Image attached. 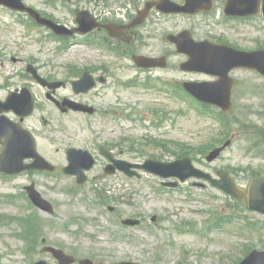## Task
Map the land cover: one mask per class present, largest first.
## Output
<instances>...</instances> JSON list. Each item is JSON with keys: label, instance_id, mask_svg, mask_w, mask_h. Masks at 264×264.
I'll use <instances>...</instances> for the list:
<instances>
[{"label": "rangeland", "instance_id": "1", "mask_svg": "<svg viewBox=\"0 0 264 264\" xmlns=\"http://www.w3.org/2000/svg\"><path fill=\"white\" fill-rule=\"evenodd\" d=\"M23 1L45 17L72 28L74 10H87L99 18L109 19L113 16L112 13L127 6L132 0H50V4L49 0ZM65 1L69 4H65ZM143 1L145 0H139V3L143 4ZM152 14V41L144 52L146 55L152 53L153 56L164 52L162 55L171 56L165 36L188 26L189 21L159 16L155 12ZM196 20L203 36L208 30L201 25L198 18ZM262 28L260 29L264 30ZM247 30L249 29L242 25L237 32ZM251 32L255 35L259 30L255 32L252 28ZM47 35L42 29L32 28L28 31L17 20L16 15L0 9V98L9 91L27 86L37 93L39 102L46 107L42 89L24 78V70L28 64L39 67L41 76L55 78L57 81L72 78L69 74L76 71L75 67L78 72L85 66L105 65L111 74L106 84L96 88L102 93L97 95V105L104 109L117 103V107L124 109V116L119 121L96 119L93 126H86L83 118L78 115H60L54 110H51L54 114L50 119L52 126H43L39 120L42 113L36 111L26 121V125L37 132L39 153L58 168L66 163L62 144L93 151L97 149V144H112L119 139H131L134 150L138 149L143 156L138 153L134 156L125 155L124 160L142 163L152 155L160 161L169 162L174 161L175 157L165 151L170 145L162 148L165 143L180 141L201 146L205 142L211 143L212 138L217 135L219 127L212 120L199 116L195 108L189 106L186 100L173 96L170 89L161 91V84L157 82L153 89L148 90L118 86V82H128L137 77L135 69L128 61H115L104 50L82 45H68L63 52H58L55 50L57 43L45 39ZM178 61L176 57H172L168 71H154L152 74L166 81L188 78L189 76L175 68ZM236 77L239 81H252V85L263 81L261 77L252 74L237 73ZM193 78L205 79L202 76ZM60 94L71 95L63 90ZM233 100L234 107L228 114L230 118L249 122L259 131V128H264L262 91L253 89L248 84L246 89L235 91ZM46 109L50 110L47 107ZM132 109L134 114L127 118L126 115ZM234 126V140L217 161L207 164L197 154L194 155L195 159H200L202 164L195 160L194 165L210 174L214 169L251 167L261 169L264 175V157L245 152L253 137L242 132L239 125ZM25 174L15 176L6 183L0 182V192H11L14 196L10 204L0 203V264H32L39 259L46 260L48 264H56L49 255L39 252L42 245L58 247L68 254H75L80 260L89 259L93 264H113L120 261H134L139 264H234L241 258L239 251L243 246L264 250V234L240 231L238 221L232 225L223 224L221 227L218 224L216 229L206 231L211 212L222 204V196L208 186H201L204 184L201 181L189 180L181 185L180 190L156 191L162 187L160 181L154 177H147L144 181L125 178L121 181L117 176L96 180L98 172H92L89 182L81 186L76 194H71L70 189L76 186L74 179L62 175L60 171L52 175ZM245 175L246 172L243 171V174L236 177L242 187L248 182ZM30 183L53 206V214L41 213L35 209V215L44 222V227L33 235L32 241L31 236L22 229L25 225L19 221L34 213L28 206V200L21 196L23 187ZM95 184L100 189L107 190V194L111 196L130 194V198L136 199L132 201L134 207L127 205L124 200L111 202L107 206L96 205L98 197ZM215 195L216 199H213ZM231 203L233 206L232 201ZM109 206L116 207L124 216L137 211L145 213L147 218L152 216V220L157 217L162 219L159 223H152L151 235L138 230H123L115 221V215L108 213ZM249 214V219L258 221L259 224L264 223L263 216ZM1 215L7 218H1ZM225 215L230 214L226 212ZM188 223L193 224L195 232L178 230L188 228ZM117 231L125 239L119 238ZM27 243L30 244L29 253L24 252Z\"/></svg>", "mask_w": 264, "mask_h": 264}, {"label": "water", "instance_id": "2", "mask_svg": "<svg viewBox=\"0 0 264 264\" xmlns=\"http://www.w3.org/2000/svg\"><path fill=\"white\" fill-rule=\"evenodd\" d=\"M198 0H186V6H183L177 10H173L170 3L167 0H161L160 3L154 4L156 5V9L163 13L179 11L183 13H195L200 10L199 5L196 4ZM0 5H4L10 7L12 9L27 11L32 15L38 23L46 25L51 28L56 34L64 35L69 34V32L65 31L61 26H57L47 20L41 19L38 14L31 12L29 9H25L19 0H0ZM151 4H147L145 10L140 14V18L133 24H139L143 21L144 17L147 15L149 9L151 8ZM231 6H233L230 1L227 5L228 13L237 14L231 12ZM238 14L245 15L251 12L246 11V9H237ZM85 13L78 15V23L80 24V30L82 32H89L94 28V24L87 25V19L85 20ZM170 41L176 43L178 51L187 53L190 56V60L180 66L183 71H206L211 74H219L221 75V85H226V73L231 67L237 66L231 65L232 62L229 59L222 60L220 63L215 64V71L212 69L214 60H209L203 58L202 53V43H194L190 38L188 33L184 32L177 37L170 36L168 38ZM221 48V49H220ZM216 48L215 50L220 52V54H224L225 48ZM222 58V57H221ZM260 58V54H252L249 56L252 60L247 65L250 67L258 68L263 70L261 67V62L257 60ZM136 64L140 67L150 68V67H164L163 59H149L144 57H134ZM248 61V62H249ZM230 64V65H229ZM245 65V64H242ZM34 78L40 82L42 85H46V83L39 79L31 70ZM61 84L57 83L54 85H49L50 88H57ZM73 89L75 93H86L89 89H92L95 86V82L88 76V74H84L79 81H75L72 83ZM184 88L191 93L193 96L198 98L201 101L215 103L222 107L223 109H227L229 107V90L230 89H204L205 86L212 87L213 84H190L186 83L183 85ZM18 98V99H17ZM17 100H20L17 102ZM69 106L74 109H85L82 106L75 105L73 102H68ZM9 110H13L16 114L21 115L22 117L27 116L32 111V99L27 91H22V96L16 97L15 94H12L5 103H0V113L7 112ZM14 127V126H13ZM17 128H11V125L8 121L0 118V143L4 146L2 154L0 156V171H4L6 173H13L22 170L23 168H38L39 170H52L51 167L48 166L38 155H36L31 148V139L28 134L25 135L17 132ZM219 151L213 152L209 159H213L218 155ZM78 154H81L80 156ZM84 155V156H83ZM26 157H33L36 162L34 165L29 167H22L21 161ZM69 159V167L64 169V172L67 174H72L77 176V182L83 183L85 181V177L82 174V169H89L92 162L86 156V154L78 153L77 151L70 150L68 153ZM124 166L121 168L124 172H128L129 164H123ZM147 171L154 172L156 174L162 176H179L184 179L189 176H201L197 171L193 170L190 166V162L188 160L178 161L176 163L171 164H160L157 162H146L143 165ZM175 169H181L175 170ZM220 176L222 180L220 182H213L225 192L235 196L236 198L242 200L244 198H248L249 207L258 212L264 213V180L255 179L252 181L249 193L246 195L243 191L238 189L230 180L227 174L220 172ZM30 197L34 201V203L44 209L50 211V206L48 203L43 201L39 195L33 190L32 187L27 189ZM53 253V255L58 259L59 264H70L73 262V259L65 256L61 251L55 249H48ZM120 264H129V263H120ZM241 264H264V252H253L250 254Z\"/></svg>", "mask_w": 264, "mask_h": 264}, {"label": "flooded vegetation", "instance_id": "3", "mask_svg": "<svg viewBox=\"0 0 264 264\" xmlns=\"http://www.w3.org/2000/svg\"><path fill=\"white\" fill-rule=\"evenodd\" d=\"M222 3H224V0H216V2H215L216 5H219V4H222ZM236 21H243L244 22L245 19H237ZM150 28H151V30L148 33L152 36V24H151ZM145 30H146V26H144L143 28L141 27V28L136 29V30H123L119 35H116L117 38H115L113 40L116 41L119 45L131 44L132 41H134V39H136L139 35L144 37V34L145 35L147 34L145 32ZM227 39L230 40L228 43L233 45L234 48H236V49L240 48L239 50H243V51H253L255 49L264 48V47H257L258 44H256V48L255 49H251L252 45H253L252 37L251 36H247V34L236 33V34H233L230 38H227ZM136 42L138 43V41H136ZM237 43H240V46ZM248 47H251V48H248ZM131 49L134 50L136 53H141L140 47H131ZM149 73H151V72H149ZM94 75H96V74H94ZM263 82H264V79H263L262 83L258 82L257 85L253 86L251 84L252 81L245 80L244 82L241 83L240 88L241 89H246L247 83H250L251 88L261 89L262 88L261 86H263ZM98 90L99 89H95V90L89 92L86 95L75 96V98L77 99L76 100L77 102H82V103H84V104H86V105H88L90 107H93L95 109L93 113H91V114H83V113H76V112H72V111L68 110L64 114H66V115L77 114V115H80L82 118H86L88 121H91V120L95 121L96 119H101L102 117H107V116H114L115 117V111L112 108H110V109H100L95 104L97 102L96 101V98H97L96 93L98 92ZM59 91H55V92L51 93L52 97L54 99H56V100H58L60 98H63V96L59 93ZM48 101L50 103H52L50 100H48ZM11 120H13L14 122H20V120L18 118H15L12 115H11ZM42 120H43L44 123H46V118L45 117H42ZM23 123H24V121L21 122L22 125H23Z\"/></svg>", "mask_w": 264, "mask_h": 264}]
</instances>
